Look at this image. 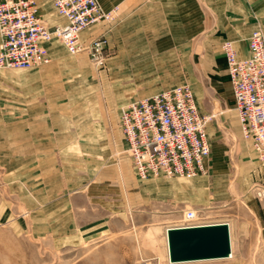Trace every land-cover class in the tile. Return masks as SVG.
<instances>
[{"label": "crops", "instance_id": "0c3cea01", "mask_svg": "<svg viewBox=\"0 0 264 264\" xmlns=\"http://www.w3.org/2000/svg\"><path fill=\"white\" fill-rule=\"evenodd\" d=\"M104 1L125 2V29L128 30L135 27L134 23L138 29L148 26H143L141 21H165L158 22L161 23L159 26L168 28L170 36L184 39L182 43L187 52L191 53L185 59L187 66L195 64L193 52H203V60H199L201 64L198 63L204 70L200 78L191 74L190 82L184 81L178 85L189 83L201 114L219 109L216 114L218 120L206 126L211 148L210 158L205 163L208 174L189 179L140 178L130 157L123 152L119 120H116L110 139L101 140L102 134L100 136V133L96 134L90 129V133L94 134L92 139L84 143L82 140L72 141L69 145L62 134L68 126L63 121L65 113L54 111L58 100L65 97L60 94L57 85L50 84L47 77H26L22 81L4 79L9 87L3 90L1 76L0 174L8 171L10 181L14 183L10 189L15 198L4 211L11 213V224L16 228L24 227L27 238L73 247L89 243L91 258L94 257L95 246L105 247L106 251L112 247L116 259L125 264L130 259H136L137 262L145 258L140 254L129 256L125 250V247L128 248L125 233L130 229V224L138 229L147 220H154L159 224L173 223L164 226V230L179 226L178 222L183 219L186 206L195 210L202 224L223 222L203 221L206 217L204 210L211 203L224 202L222 191L215 183L216 175L223 173L226 164L222 156L225 144L222 141L221 126H230L236 137L250 142L242 136L226 60L220 45L222 41L230 40L239 57L248 55L250 33L258 26L264 33V0ZM54 14L55 23L50 24V27L64 21L56 12ZM83 32V41L92 38ZM144 33L139 31L137 36ZM195 36L199 37L196 46L193 40ZM148 43H151L148 38L144 42L140 38L136 44L127 43L125 52H141ZM45 45L48 49V63L24 71H38L50 63V47L48 42ZM142 62L139 59L131 62L128 56V60H125V77H129L131 63L136 66ZM200 81L205 84L201 86ZM38 83L48 85L41 109H35L32 98L34 85ZM160 90L131 100L149 97ZM241 146L242 141L237 148ZM104 148L107 151L95 150ZM251 148L253 150L252 145ZM82 149L95 150L87 159L89 163L85 169L82 165ZM240 157L247 156L241 154ZM257 160L261 162V165L258 164L261 173L258 181H261L264 160L258 157ZM250 212L254 217L252 219L227 220L230 225L231 256L188 262L264 264V200H250Z\"/></svg>", "mask_w": 264, "mask_h": 264}, {"label": "rangeland", "instance_id": "374dc122", "mask_svg": "<svg viewBox=\"0 0 264 264\" xmlns=\"http://www.w3.org/2000/svg\"><path fill=\"white\" fill-rule=\"evenodd\" d=\"M35 1L39 6L42 19L48 25L55 23V12L50 1ZM97 1L100 9L105 13H111V17L106 20L99 19L90 24L83 34L105 40L100 64H95L87 51L70 54L53 35L47 41L50 47L49 64L38 71L0 69L3 90L6 86L9 87L4 79L22 81L26 77H47L46 80L50 81V84L57 85L60 94H64L66 98L62 97L58 100L54 111L65 113L63 121L68 126L62 134L65 135L64 140H67V143L78 140L84 143L92 139L94 134L90 133V129L96 134L100 133V136L102 134L101 140L110 139L122 108L133 101L131 99L148 95L164 87L187 82L191 74L199 77L204 72L198 64L199 60H203V52L201 50L193 52L195 64L187 66L185 59L191 53L187 52L185 44L182 43L184 39L170 36L168 28L159 26L165 21H141L143 26L146 24L148 26L138 29L137 24L134 23L135 27L128 30L125 29V2ZM139 31L145 32V36H137ZM140 38L141 42L148 38L151 43L146 44L141 52H125V44H136ZM193 40L196 46L199 37L195 36ZM46 50L48 52L47 48ZM128 56L131 62H136L138 59L143 62L136 66L131 63L129 77H125V60H128ZM200 83L201 86L205 84L202 81ZM47 86L41 83L34 85L32 98L35 109H41ZM217 113L219 109L206 113L214 115L208 123L218 120ZM221 127L222 141L225 144L222 156L226 164H224L223 173L216 175L215 183L222 191L224 202L211 203L210 207L204 210L206 217L203 221L223 220L220 224H226L229 228L227 220L240 221L254 218L250 212V200H258L254 185L261 177L258 170L261 162H258L250 143L236 137L230 126L222 125ZM239 140L242 141L241 148H237ZM95 150L105 152L107 148ZM95 150L82 149L84 169L89 163L87 159ZM117 154L118 152L115 155ZM241 154L247 157H240ZM4 172L0 174V264H123L116 259L112 247L106 251L105 247L96 248L95 246L94 257L91 258L89 243L73 247L52 245L27 238L24 227L16 228L11 224V213L4 211L5 207L11 206V200L15 198V194H12L10 189L14 185L13 181H10V173ZM207 174L206 169L202 176ZM184 209L192 208L186 206ZM171 224L173 223L159 224L154 220H147L138 229L130 224V229L125 233V241H128V248L125 247V250L129 252V256L140 254L145 258L158 259L160 264H201V261L178 263L168 261L169 248L166 250L164 226ZM173 228L186 227L172 226L168 227V230ZM229 255L230 253L225 257ZM135 262L136 259H130L125 261V264Z\"/></svg>", "mask_w": 264, "mask_h": 264}, {"label": "built area", "instance_id": "2783aa9c", "mask_svg": "<svg viewBox=\"0 0 264 264\" xmlns=\"http://www.w3.org/2000/svg\"><path fill=\"white\" fill-rule=\"evenodd\" d=\"M63 22L50 27L35 0H0V69L31 70L48 63L45 42L55 35L70 54L87 51L95 64L102 61L104 39L87 42L81 33L111 13L97 0H50ZM230 77L241 132L260 160H264V33L254 29L248 37V55L239 57L232 41L220 45ZM213 114H201L189 83L133 100L120 112L123 152L136 174L148 177L194 178L205 173L211 148L206 126ZM264 200L263 180L254 185ZM193 209L184 211L181 226L201 224ZM135 264H160L141 258Z\"/></svg>", "mask_w": 264, "mask_h": 264}, {"label": "water", "instance_id": "95a60500", "mask_svg": "<svg viewBox=\"0 0 264 264\" xmlns=\"http://www.w3.org/2000/svg\"><path fill=\"white\" fill-rule=\"evenodd\" d=\"M168 248L174 262L225 257L230 252L226 225L170 230Z\"/></svg>", "mask_w": 264, "mask_h": 264}, {"label": "bare ground", "instance_id": "6f19581e", "mask_svg": "<svg viewBox=\"0 0 264 264\" xmlns=\"http://www.w3.org/2000/svg\"><path fill=\"white\" fill-rule=\"evenodd\" d=\"M221 225H226V224H222V223L220 224V222L204 223V224L201 223V224H197V225H193V226H184L186 228H173V230H186V229L205 228V227H213V226H221ZM179 226H181V225H179ZM170 230H172V229H170ZM168 231H169L168 228H166L165 229V240H166L167 250H168V235H167ZM228 233L230 234V225H229V228H228ZM229 245H230V237H229ZM229 253L231 255V246H230V252ZM167 257H168V261L170 260L173 263H178V262H174L173 260H171L169 251H168V256ZM182 262H188V261H182Z\"/></svg>", "mask_w": 264, "mask_h": 264}]
</instances>
